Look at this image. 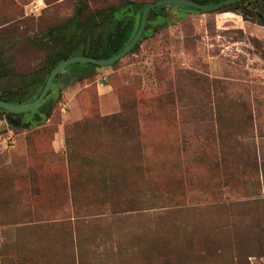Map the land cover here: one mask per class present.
Masks as SVG:
<instances>
[{"label": "rangeland", "instance_id": "374dc122", "mask_svg": "<svg viewBox=\"0 0 264 264\" xmlns=\"http://www.w3.org/2000/svg\"><path fill=\"white\" fill-rule=\"evenodd\" d=\"M120 1L0 0L7 83ZM244 5H165L115 63L62 71L41 123L1 114L0 264H264V2Z\"/></svg>", "mask_w": 264, "mask_h": 264}, {"label": "trees", "instance_id": "16d2710c", "mask_svg": "<svg viewBox=\"0 0 264 264\" xmlns=\"http://www.w3.org/2000/svg\"><path fill=\"white\" fill-rule=\"evenodd\" d=\"M194 1L209 4L220 0ZM245 1L238 0L223 7L240 13L245 19H250L252 11L244 5ZM254 1L264 2V0ZM147 3L122 0L114 7L101 12H99L100 10H95L91 16L87 17H82L81 12H75L66 23L51 28L50 32L46 35L47 38L56 42V48L47 58L44 66L39 71L32 73L27 79L16 83H13L14 81L12 80L11 84L7 83V81L17 76V74H15L13 68L10 66V62L2 56L7 36L0 27V99L10 103L32 101L39 94L49 71L58 62L70 56L85 55L95 58H108L118 53L134 35L139 23L141 9ZM164 7L165 5L157 6L149 11L145 28L148 26L149 21L152 20V16L162 14L161 11ZM183 7L192 9L187 6ZM255 13L258 15L257 12ZM261 20V24L264 25V18ZM138 43L139 40L130 51L134 50ZM97 68L98 66L91 63H73L68 65L64 70L71 69L73 77L76 80H80L93 75ZM58 76H55L53 82ZM48 97L49 91L36 108L26 113H9L0 109V117L1 114H6L9 117V125L12 127L21 125L23 128H29L32 122L41 123L49 115L50 106L46 108L49 104ZM26 114L33 115L30 119L31 123L29 124V120L20 121L19 123L20 117Z\"/></svg>", "mask_w": 264, "mask_h": 264}, {"label": "water", "instance_id": "95a60500", "mask_svg": "<svg viewBox=\"0 0 264 264\" xmlns=\"http://www.w3.org/2000/svg\"><path fill=\"white\" fill-rule=\"evenodd\" d=\"M238 0H220L215 3H201L194 0H154L148 2L142 9L139 17V23L137 29L132 36V38L122 47V49L108 57V58H95L92 56H85V55H73L70 56L60 62H58L48 73L45 82L35 99L32 101H27L23 103H10L0 99V109L9 112V113H24L29 110L34 109L37 107L43 98L48 93L50 86L55 78V76L59 75L64 69L73 63H91L98 67H105L109 66L119 59H121L124 55H126L135 45V43L139 40L143 29L145 27V23L147 20V15L151 9L161 5H178V6H187L192 9L199 10L201 12H210L217 10L223 6L228 4L234 3Z\"/></svg>", "mask_w": 264, "mask_h": 264}, {"label": "crops", "instance_id": "0c3cea01", "mask_svg": "<svg viewBox=\"0 0 264 264\" xmlns=\"http://www.w3.org/2000/svg\"><path fill=\"white\" fill-rule=\"evenodd\" d=\"M56 147H57L56 150H60V149H61V142H58V145H57ZM56 150H55V151H56Z\"/></svg>", "mask_w": 264, "mask_h": 264}]
</instances>
